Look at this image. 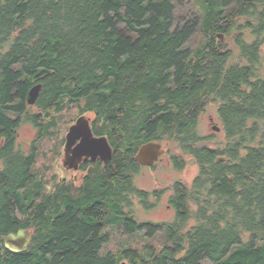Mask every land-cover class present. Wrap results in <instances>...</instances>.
I'll list each match as a JSON object with an SVG mask.
<instances>
[{
  "label": "trees",
  "instance_id": "obj_1",
  "mask_svg": "<svg viewBox=\"0 0 264 264\" xmlns=\"http://www.w3.org/2000/svg\"><path fill=\"white\" fill-rule=\"evenodd\" d=\"M223 4L233 11L194 55L184 45L201 19L177 16L172 0H0V264H264V0ZM218 35L233 38L240 61ZM82 100L113 157L83 163L79 183L45 193L34 171L44 118ZM210 104L225 132L214 146L199 131ZM24 122L38 129L28 151L18 145ZM150 140L176 144L199 168L191 185H173L170 222L133 214L135 199L150 209L164 192L134 180ZM172 161L185 167L183 156ZM165 227L159 253L101 254L115 228L153 236ZM20 229L31 241L13 252L2 236Z\"/></svg>",
  "mask_w": 264,
  "mask_h": 264
},
{
  "label": "rangeland",
  "instance_id": "obj_2",
  "mask_svg": "<svg viewBox=\"0 0 264 264\" xmlns=\"http://www.w3.org/2000/svg\"><path fill=\"white\" fill-rule=\"evenodd\" d=\"M172 2L176 5L177 16L198 15L201 19L198 31L184 45V48L192 49L194 55L206 45L208 37L213 35L215 21L222 15L229 14L234 9V6L224 7L223 0H172ZM223 10V14H220ZM222 23L226 24L227 22L222 20ZM217 38L224 41L228 48L232 50L233 57L231 61H240L239 51L233 38L228 39L222 35H218ZM84 105L85 102L82 100L81 107L77 104H68L62 111L51 109L48 110L49 116L44 118L43 122L46 125L47 133L36 143L38 154L34 164V171L37 173L38 179H42L45 182V193L57 189L63 183V179H66L69 183L71 179L79 183L83 177L81 171L67 168L64 161L66 137L70 127L80 116H84L91 121L94 119L92 112L83 114L82 107ZM211 118H213L214 122L211 121ZM213 124L221 127L215 105L210 104L200 117L199 131L203 136L211 138L210 141H207L211 146L225 141V132L222 127L219 131H216L212 127ZM37 134L38 129L34 124L24 122L18 132V145L28 151ZM162 144L165 149L162 160L152 167L143 166L134 176L136 185L144 190H164L158 200L151 199V202H155V207L153 208L148 209L139 200H134L133 214L138 222L173 221L176 212L169 203L173 185L176 182H184L191 185L199 171L195 161L188 155H182L176 144L166 141L162 142ZM174 154L184 157L185 167L183 169L175 167L172 161V155ZM122 230V228L112 230V240L103 246L102 255H106L110 251L120 254L126 248H134L143 252L147 246L155 247L159 253L170 244L167 227L153 236L147 235L145 230H137L132 234H125ZM206 263L210 264V261L207 260Z\"/></svg>",
  "mask_w": 264,
  "mask_h": 264
},
{
  "label": "water",
  "instance_id": "obj_3",
  "mask_svg": "<svg viewBox=\"0 0 264 264\" xmlns=\"http://www.w3.org/2000/svg\"><path fill=\"white\" fill-rule=\"evenodd\" d=\"M42 90V83H37L28 92L27 102L34 105ZM214 122L213 118L211 119ZM213 129L219 131L220 126L213 124ZM113 146L106 135H95L91 120L84 116L78 117L70 127L66 137L65 165L69 169H75L82 162L97 161L101 159L108 162L113 157ZM165 153L163 144L157 140H150L140 145L136 154V160L143 166H153ZM225 156L217 157V161L225 160ZM32 231L20 229L16 233L2 236V241L7 249L13 252L27 250L31 241Z\"/></svg>",
  "mask_w": 264,
  "mask_h": 264
},
{
  "label": "flooded vegetation",
  "instance_id": "obj_4",
  "mask_svg": "<svg viewBox=\"0 0 264 264\" xmlns=\"http://www.w3.org/2000/svg\"><path fill=\"white\" fill-rule=\"evenodd\" d=\"M85 113V112H84ZM83 113V114H84ZM78 119V118H77ZM212 119V118H211ZM92 122V121H91ZM92 125V124H91ZM165 154V153H164ZM164 154L160 157L159 161H157L153 166H155L158 162H160L162 160V157L164 156ZM83 163H86V162H82L80 163V166L78 168H75L74 170H78V171H81L80 167L82 166ZM82 172V171H81ZM84 173V172H82Z\"/></svg>",
  "mask_w": 264,
  "mask_h": 264
}]
</instances>
